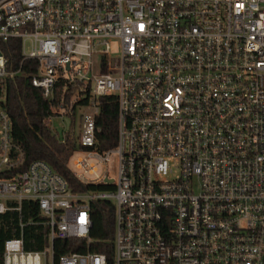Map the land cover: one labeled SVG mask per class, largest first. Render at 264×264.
Instances as JSON below:
<instances>
[{"label": "built area", "instance_id": "obj_1", "mask_svg": "<svg viewBox=\"0 0 264 264\" xmlns=\"http://www.w3.org/2000/svg\"><path fill=\"white\" fill-rule=\"evenodd\" d=\"M11 39L16 66L2 51ZM22 75L50 101L79 85L45 120L63 142L51 118L84 108L69 168L99 188L73 191L43 160L23 167L6 109L7 81ZM106 95L117 137L100 150ZM24 200L37 203L49 243L26 251L21 235L8 239L3 264H264V0H0V214ZM95 201L115 208L111 259L56 260L55 239L90 241Z\"/></svg>", "mask_w": 264, "mask_h": 264}, {"label": "trees", "instance_id": "obj_2", "mask_svg": "<svg viewBox=\"0 0 264 264\" xmlns=\"http://www.w3.org/2000/svg\"><path fill=\"white\" fill-rule=\"evenodd\" d=\"M3 53L14 66L20 61V45L17 39H11L3 45ZM23 72H30L23 66ZM72 89L64 94L56 91L53 100L46 99L40 89L31 85L27 76H17L8 80L6 85V109L12 125L13 140L24 152L23 167L34 160L48 163L67 182L73 191H88L99 188L81 183L72 173L68 164L75 151L74 121L75 106L68 113L71 118L65 141L60 142L51 129L45 124V119L52 115L51 107L58 104L61 98L69 102ZM83 99L81 102H86ZM99 113L96 117V138L98 148L106 150L113 147L117 137L118 105L115 95L100 96L96 99ZM92 227L90 241L86 239L68 238L55 239L53 242L54 256L57 260L63 254L70 252L105 253L112 257L115 226V208L109 201H95L91 204ZM41 215L35 201L24 200L21 211H7L0 214V264H3L4 243L8 239L23 237L26 251H39L48 245V228L43 225ZM19 222L24 226L20 229Z\"/></svg>", "mask_w": 264, "mask_h": 264}, {"label": "rangeland", "instance_id": "obj_3", "mask_svg": "<svg viewBox=\"0 0 264 264\" xmlns=\"http://www.w3.org/2000/svg\"><path fill=\"white\" fill-rule=\"evenodd\" d=\"M113 48H115V50H116V46L113 45ZM111 56L115 57V56H117V54L115 52H113V53H111ZM77 89H79L78 84H76L73 87V91H72V94L69 98V102H70L73 94H76ZM83 110H84L83 107L82 108L78 107V106L75 107V121H74V128H73L75 140H76L77 133H78L79 115ZM46 123L47 122L45 120V124ZM70 123H71V118L68 114L63 115V116H54L50 120V126H51L53 132H55V133L58 132L59 134H62L63 132H67L69 130ZM77 151H78V153L75 154V158L83 156L81 149L78 148ZM72 161H73V159H71L68 166L72 167V164H73ZM116 169H117L116 156L112 155L109 162L106 163V170L108 171V175L116 178ZM81 172H83V171H81ZM101 173H102V166L98 164L97 165V172L95 174H88L87 172H85L84 176L86 179L91 180V179L98 177Z\"/></svg>", "mask_w": 264, "mask_h": 264}]
</instances>
